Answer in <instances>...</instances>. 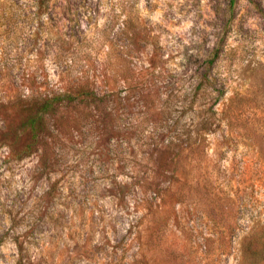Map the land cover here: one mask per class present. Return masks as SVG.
I'll return each instance as SVG.
<instances>
[{
	"label": "clouds",
	"instance_id": "1",
	"mask_svg": "<svg viewBox=\"0 0 264 264\" xmlns=\"http://www.w3.org/2000/svg\"><path fill=\"white\" fill-rule=\"evenodd\" d=\"M184 4L111 0L112 27L88 58L79 48L45 53L42 42L29 57L19 31L0 26V264H264V232L247 220L218 226L207 256L197 248L203 238L190 244L172 223L197 185L199 162L181 150L174 111L195 68H170L165 54L180 46H160L162 37L174 43L177 21L195 19L177 13ZM145 5L159 9L144 12L148 23L138 15ZM197 10L205 50L223 36L239 46L228 94L209 118L212 128L221 125L217 139L222 133L239 146L234 166L245 170L256 159L245 145L264 138V55L256 57L258 76L237 73L250 40L264 49V0H199ZM233 91L246 97L243 105L229 104ZM21 113L31 115L23 126ZM255 166L264 181V162Z\"/></svg>",
	"mask_w": 264,
	"mask_h": 264
},
{
	"label": "rangeland",
	"instance_id": "2",
	"mask_svg": "<svg viewBox=\"0 0 264 264\" xmlns=\"http://www.w3.org/2000/svg\"><path fill=\"white\" fill-rule=\"evenodd\" d=\"M26 1L0 0V18L2 15L8 17L11 14L13 3L20 6ZM110 2L111 0H72L74 11L84 12L86 17H91L87 20L81 18L80 22H66L58 16L57 22H1L0 20V26L6 24L19 31L25 45H31L30 47L21 45L22 51H27L29 57L39 56L35 46L42 42L45 53L50 49L71 52L79 48L85 58H88L91 55L88 49L92 48L97 40L102 39L105 31L112 27L111 19L115 18L113 14L116 13V9L108 6ZM188 2L189 0H185V4L176 11L184 16L195 13V19L177 21L172 26V31L178 34L174 38V43L168 41L167 37L160 39L161 47L180 46V50L174 55L165 54L170 68L172 65L185 71L195 68V74L188 77V81L195 82L188 83V87L183 89V95L177 98L182 106L174 111L179 114L175 124L182 128V135L185 137L181 141V150H186L199 161L195 166L197 185L187 194L188 205L174 213L172 223L190 244L203 238L202 243L197 244V248H203L207 256L211 253L212 246L217 245L218 226L223 225L226 220H247L251 222L252 229L264 232V181L261 179L260 170L255 166L264 162V138L254 137L248 145H245L256 159L255 165L241 170L238 166H234L235 153L240 151L239 146L231 137H223L222 133L220 139L215 137L214 133L221 125L216 124V128H212L215 121L210 120L209 117L216 114L220 99L228 94L230 75L226 73H229V70L235 71L232 69L236 59L233 49L239 46L234 38L223 36L211 49L205 50L202 45H206V39L199 35L203 29L196 27L204 14L197 10L199 0H192L191 7L187 6ZM158 10V8L150 9L145 5L143 10H138V15L148 23V17L144 16V12L155 16ZM209 11L215 14V6H211ZM122 12H124L123 8L120 9L121 14ZM167 15L168 13H162V16ZM186 23L190 24L187 29H185ZM205 23L208 27L213 26L211 21ZM25 32L31 33V36H26ZM237 34L239 35V32ZM249 43L255 46L251 49L245 46L242 49L241 59L248 60V63L242 64L240 72L237 73L242 80L258 76L261 62L256 57L264 55V49L257 51L259 44L254 40H250ZM218 46L219 54L213 59L212 53L217 52ZM129 55L132 53L130 52ZM249 57L251 59H248ZM148 63L150 66H155L151 58ZM228 101L230 105L235 103L240 106L246 102V97L233 91L228 95ZM182 120L187 127L180 124ZM230 152L233 153L231 158L228 155ZM0 176L6 174L0 173ZM172 198L177 204L181 203V199L174 194ZM205 232H209L210 235H205Z\"/></svg>",
	"mask_w": 264,
	"mask_h": 264
},
{
	"label": "trees",
	"instance_id": "3",
	"mask_svg": "<svg viewBox=\"0 0 264 264\" xmlns=\"http://www.w3.org/2000/svg\"><path fill=\"white\" fill-rule=\"evenodd\" d=\"M72 5V0H27L20 6L13 3L11 14L8 17L2 15L0 20L1 22H57L58 16L66 22H80L81 18L91 19L86 17L84 12L74 11ZM125 19L127 20V17ZM109 20L108 18L107 21ZM30 118V113H21V126Z\"/></svg>",
	"mask_w": 264,
	"mask_h": 264
}]
</instances>
